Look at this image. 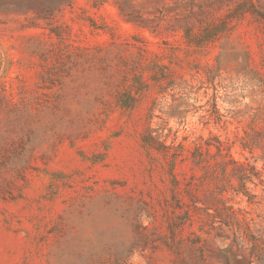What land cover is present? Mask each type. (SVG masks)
Returning <instances> with one entry per match:
<instances>
[{
	"label": "rangeland",
	"instance_id": "374dc122",
	"mask_svg": "<svg viewBox=\"0 0 264 264\" xmlns=\"http://www.w3.org/2000/svg\"><path fill=\"white\" fill-rule=\"evenodd\" d=\"M0 264H264V0H0Z\"/></svg>",
	"mask_w": 264,
	"mask_h": 264
},
{
	"label": "trees",
	"instance_id": "16d2710c",
	"mask_svg": "<svg viewBox=\"0 0 264 264\" xmlns=\"http://www.w3.org/2000/svg\"><path fill=\"white\" fill-rule=\"evenodd\" d=\"M153 140L154 139L151 136H148V140H146V143L150 147H154L153 144H151ZM169 149H170V147H167L164 144H161V150H159V149H157V150L162 151V152L166 153V155H168L169 154ZM171 155H172V157H174V162L173 163H174V167H175V164L177 163L176 162L177 160H176V158L174 156L175 154H171ZM236 165H237V168L240 170L239 171V173H240L239 180H240V184H241V191H239V192L246 193L247 192L246 191L247 190V188H246V182L252 181L253 180V177H257V173L255 172V168L253 166L246 167V165L237 164V163H236ZM172 171H173L172 172V175H173V177L175 179V182H177L174 168H172ZM187 215H188L187 216L188 219L190 220V218H189V212L187 213ZM207 215H208V217H211V218L214 217V215L213 214H210V213H208Z\"/></svg>",
	"mask_w": 264,
	"mask_h": 264
}]
</instances>
